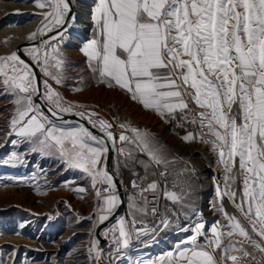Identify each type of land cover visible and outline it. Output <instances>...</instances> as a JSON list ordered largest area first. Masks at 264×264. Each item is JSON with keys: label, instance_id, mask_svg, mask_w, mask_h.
I'll return each instance as SVG.
<instances>
[{"label": "snow or ice", "instance_id": "snow-or-ice-1", "mask_svg": "<svg viewBox=\"0 0 264 264\" xmlns=\"http://www.w3.org/2000/svg\"><path fill=\"white\" fill-rule=\"evenodd\" d=\"M36 4L51 11L43 13V27L31 33L29 40L64 25L70 14L68 0H36ZM91 20L93 37L80 51L87 57L92 72L99 74V82L118 88L162 118L165 113L173 115L188 110L191 101L201 109L197 113L200 127L207 128V134L214 137L212 147L223 166L225 180V190L221 191L218 185L216 196L227 222L217 221L210 230H206L205 223L196 222L191 228L193 235L183 242L186 246L179 248L176 255L169 253L173 264H264V0H95ZM57 35L62 38V33ZM56 39L54 35L42 41L52 49L45 51L43 59L38 49L29 54L33 62L41 65L45 77L61 84L64 61L51 44ZM0 85L15 97L12 131L27 138L34 145L33 152H56L68 168L86 173L94 187L97 183L108 186L97 189L96 195L102 199L98 211L106 213L98 217L99 222L109 220L120 198L115 194L114 178L107 170L106 141L83 124L59 126L41 111V104L34 97L46 102L48 112L61 119L62 124L70 122L62 120L61 113L75 114L87 119L93 127L98 125L108 140L115 143L112 125L100 118L93 119L97 115L94 112H74L82 106L66 103L47 79L43 81L41 95L37 75L17 52L0 56ZM120 127L134 136L132 139L121 133L120 141L135 143L156 165L169 163L148 133L129 125ZM182 139L188 142L196 136L189 133ZM118 151L125 154L124 148ZM128 160H132L131 151L118 164L127 167ZM139 163L145 170L149 167L144 161ZM159 175L166 177L167 173ZM132 186L139 188L143 206L133 199L129 208L146 215L148 199L143 194L155 191L158 185L153 181L147 188H141L133 181ZM164 195L173 201L178 199L174 193L165 191ZM225 196L247 220V225L236 215L228 214L223 204ZM156 211L153 206L154 215ZM137 222L134 215L130 229L121 217L108 230L114 234L117 252L121 247H129L132 231L137 238L148 233L146 228H136ZM163 223L167 226V221ZM234 236L240 239L223 243L225 238ZM98 244L93 239L89 248L90 253L95 252L97 264L102 256ZM249 249L258 250L261 254L258 261L256 253Z\"/></svg>", "mask_w": 264, "mask_h": 264}, {"label": "rangeland", "instance_id": "rangeland-1", "mask_svg": "<svg viewBox=\"0 0 264 264\" xmlns=\"http://www.w3.org/2000/svg\"><path fill=\"white\" fill-rule=\"evenodd\" d=\"M75 1L88 4L91 11L95 4V0H72L73 6ZM1 2L23 4L28 9L26 11L13 9L4 13L5 18L0 22V28L21 25L32 19L41 20L43 27L45 23L43 13L51 11L48 7H38L36 0H0ZM2 11L5 10L0 5V12ZM93 28L92 22L89 37ZM46 32L48 31L45 30ZM78 37L83 38L78 32L64 31L62 38L57 35V39L51 41V44L58 49L59 58L64 61L62 68L64 79L61 84H56L49 77H45L40 71L41 65L34 62L42 78V94L43 81L47 79L66 103L82 106L75 108L74 112H94L97 115L93 119L100 118L110 123L112 125L110 131L115 138L112 157L115 164L124 161L129 151L132 157L141 153L135 143L119 140L121 133L134 139L130 130L120 127L122 124L148 133L154 145L162 149V154L169 163L156 165L149 161L147 170L141 173L133 172L130 178L136 174L151 178L159 170L167 173L166 180L169 185L172 180L177 182L178 186L170 191H173L178 199L171 202L168 200L170 209H173L178 216L175 219L177 225L168 226L166 233L171 232L176 226L186 229L183 232L177 230L176 235L165 241L166 243L164 242L159 250L154 251L155 254L160 255L165 252L159 264H173L167 252L176 250L178 246L179 248L186 246L182 241L193 234L191 228L196 222L205 223L206 230H210L217 221L220 224L227 222L225 219H218L219 216L216 215L217 209L220 208V201L216 196L217 186L219 185L221 191H224L225 180L223 166L218 163L217 151L212 147L211 141L214 137L207 134V128L200 127V117L197 113L201 109L191 101L190 104L196 114V126L199 127L200 133L196 134L189 130L196 139L185 142L181 137V133L185 131H179L177 136L174 133L170 134L169 129L163 127L162 120L155 115L154 110L143 109L139 103L132 101L118 88L98 84L92 79L89 65L80 52L81 45L89 39L81 40L77 45L73 44L72 40H80ZM13 39L14 37L11 36L0 38V56L15 52L10 49ZM33 49L39 50L41 59L45 51L52 52V49L43 43L27 47L25 53L31 60L29 53ZM50 63L54 62L50 61ZM50 70L55 71V69ZM14 99L15 97L7 94L0 85V264H87L80 261L86 257V255L82 256L83 253L89 254L91 241L82 243L81 239L84 236L81 235L83 227L87 226L90 216L94 214V209L99 208L101 198L97 197L96 190L102 185L97 183L94 187L86 173L68 168L56 152L49 154L33 152L34 145L27 138L17 136L12 131L11 119L16 112ZM59 126L77 127L79 124ZM13 140L17 143L13 144ZM203 140L208 144L207 146L201 148L200 145H196ZM120 148H124V155L119 153ZM145 156L149 160L148 156ZM211 167L216 169L213 171ZM210 176L213 178L209 184ZM127 183L122 185L125 187ZM78 188H84L85 191L79 192L76 190ZM211 197L215 199L211 200L208 206L207 199ZM225 198L231 202L227 196L223 199ZM193 209L202 211L196 219L189 217L193 215ZM221 214L224 217V214ZM241 217L243 218L242 215ZM244 221L248 223L247 220ZM227 230L223 229V231ZM208 235H211L210 231ZM20 237L25 240H19ZM229 239L240 238L236 236L226 238L225 245L229 243ZM200 240L203 242V238Z\"/></svg>", "mask_w": 264, "mask_h": 264}, {"label": "built area", "instance_id": "built-area-1", "mask_svg": "<svg viewBox=\"0 0 264 264\" xmlns=\"http://www.w3.org/2000/svg\"><path fill=\"white\" fill-rule=\"evenodd\" d=\"M165 115L167 116V119H173L175 121V124H177V126L181 128L182 131L191 130L196 134L200 133L199 127L196 126V123L193 124L191 122L192 120L195 121L197 120L196 114L191 104H189L188 110L186 111L183 112L176 111L173 115H168L167 113H165ZM160 172L163 171L157 170L151 178H147L145 175L142 174L133 175L129 179L127 185L125 187L123 186L124 204H125L124 210L120 212L119 215L116 218H114L111 222L107 223L104 227L101 228V230L99 231L100 239H98L96 235L93 234V239L99 241L98 250H101V246H110V254H102L99 264H104V257H108L111 255L112 252L117 251V245L113 242L114 234L108 230L111 229L114 225H116L117 220L119 218L123 217L128 227L131 229L133 216L135 215L138 221L135 227L148 229V233L146 235L139 236V238H137L136 232L132 231L131 232L132 238L130 240L129 246H140L141 241H149L150 237L152 236H162L164 235V228H168V226H174L175 224L177 225V220L175 221V219H177L178 216L173 211V209H170L171 207L170 205H168V198L165 197L164 193L165 191L168 192L171 189H173L175 186H178V184L176 181L172 180L171 184L169 185L168 181L166 180V177H161L159 175ZM144 177H146V179H142ZM133 181H135L138 185H140L141 188H147L148 184L153 181H155L158 185L155 191L150 190L143 194L148 199V208L146 215L143 213L134 212L132 209L129 208V204L132 202L133 199L141 207L143 206V200L139 195V188H134L132 186ZM101 185H102V189L108 187L106 184H101ZM115 194L117 195L116 190H115ZM101 204H102V199L101 202L99 203V207ZM153 206H155V208L157 209L155 215L152 212ZM101 213L102 212H99L97 208V214H92V216H90L92 220H98V225L100 223L98 217ZM191 215H189V217H191ZM163 221H167V226H165ZM105 233L107 234L105 235ZM115 235L116 236L119 235L118 231L115 233ZM119 251H121V255H125L127 254L128 249L120 248ZM252 251L256 253L257 261H258L261 254L256 249H252ZM162 258L163 256L158 257L157 264L160 263Z\"/></svg>", "mask_w": 264, "mask_h": 264}, {"label": "bare ground", "instance_id": "bare-ground-1", "mask_svg": "<svg viewBox=\"0 0 264 264\" xmlns=\"http://www.w3.org/2000/svg\"><path fill=\"white\" fill-rule=\"evenodd\" d=\"M0 5L5 10V11L0 12V22L4 21V18H5V16L3 15L4 13H7L13 9H16V10L18 9V11L19 10H21V11L25 10L26 11V9H28L23 4L12 3V2H3V3L1 2ZM74 7H75L74 8L75 11H74V14H73L70 22L68 23L67 27L60 33H63L64 31L65 32L71 31V32L80 33L83 37L82 39H81V37H78V39H80V40H78V41H76V39L72 40L73 44L77 45V43H80L81 40L84 41L85 39H89V31H90V27H91V23H92L91 15H90L91 7L86 3L85 4L81 3V2L79 3L77 1L74 2ZM73 17H75V19H73ZM41 27H42V21L39 19H32V20H29L28 22H26L24 24H21V25L4 26V27L0 28V38L1 37H9V36L14 37V39L11 41V44H10V49L12 51H14L15 47L21 41L28 39V37L31 33L36 32L37 29L41 28ZM37 36H41V34L38 33L36 35V37ZM56 36H57V34H56ZM48 39L49 38H47L46 40H48ZM161 122L163 124V127H166L169 129L170 134H172V132L170 131V128L172 126L175 127L176 129L182 131L181 128H179L177 126V124H175V121L173 119H167L166 115H165V119H163ZM97 127L99 128L98 125H97ZM112 144H113V142H112ZM201 148H203V147L201 146ZM211 169L214 171L216 168L211 167ZM217 171H218V169H217ZM218 172H220V171H218ZM212 178H213V176L209 177V179H208L209 184L211 183ZM99 189L102 190V186ZM212 196H214V195H212ZM214 199H215L214 197H211L210 199L208 198L207 199V203H208L207 205L210 206L211 203H209V202H211V200H214ZM97 208L94 209V214H97ZM212 211H213V209H212ZM212 215H214V214H212ZM86 224H87V226H85L84 229L82 230L81 236H84V238L81 239L82 243H86L87 241L93 240V234H95L96 227L98 226V220H92V218H91L90 221ZM180 231L183 232L184 229L180 230ZM20 238L21 239H19V240H25V239H22V237H20ZM168 238H169V236H152V237H150L149 241H141L140 246H129L128 248H126V249H128V252L125 255H121V251H119V252L114 251L111 253L110 256L104 257V264H157L158 257H162L165 252H162V254L160 255L159 253L155 254L154 251L159 250L161 248L162 244ZM187 238H185L182 241V243L184 241H186ZM201 243H203V242H201ZM177 248H179V246ZM177 248H176V250H177ZM121 249H125V248L121 247ZM176 250L175 249L170 250L167 252V254L169 255V253H172L173 255H176V252H175ZM101 251H102V254H110V246H101ZM85 255H86V257H83L81 259V261H80L81 263L87 262V264H97V261L95 258V252H91V253L89 252V254H84V253L82 254V256H85Z\"/></svg>", "mask_w": 264, "mask_h": 264}, {"label": "water", "instance_id": "water-1", "mask_svg": "<svg viewBox=\"0 0 264 264\" xmlns=\"http://www.w3.org/2000/svg\"><path fill=\"white\" fill-rule=\"evenodd\" d=\"M68 2L70 5V14L66 17V23L64 25L56 28L55 30H53L51 32L48 31L41 36H37L33 40L25 39V40L21 41L15 47V52H17V54L20 56L21 59H23L26 63L29 64L32 71L37 75L41 95H42V78L40 75V71H39L38 67L34 64V62L25 53V49L27 47L36 46V45L41 44L42 41L46 40L47 38H49L53 35H56L57 33L62 32L67 27L68 23L70 22L73 14H74L73 2H72V0H68ZM34 99H35L36 103L41 104V111H43L46 115H48L49 118L53 120V122H56L59 125H65V124H62L61 119H58L57 117L51 116V113L48 112V105L46 102H44L43 100H40V99H36L35 97H34ZM60 116L62 117V120L69 121L70 122L69 124H72V123H78L79 125L83 124L90 131H92V133L94 135H97V136L101 137L102 139H104L106 141V147H108V149H109V151L107 153V160H106L107 170L109 171V173L114 178V183L116 185L115 190L117 192V196L120 198V203H119V206L114 211V213L109 215V220H106L103 223H99V225L96 227L95 235L98 239H100L99 231L101 230V228L104 227L107 223L111 222L114 218H116L119 215V213L122 212L125 208L123 185H122L120 179L118 178V176L112 171V169L110 167V162H111V159L114 155V145L112 144V142L110 140H108L107 136L97 126L93 127V125L87 119H81L79 116H77L75 114L61 113ZM104 214H106V213H101L100 215H104Z\"/></svg>", "mask_w": 264, "mask_h": 264}, {"label": "trees", "instance_id": "trees-1", "mask_svg": "<svg viewBox=\"0 0 264 264\" xmlns=\"http://www.w3.org/2000/svg\"><path fill=\"white\" fill-rule=\"evenodd\" d=\"M175 135H178L179 132L174 131ZM125 160V159H124ZM139 161H144L145 163L149 164V160L147 157L142 153H137L132 157V160H128V165L125 167L124 163L115 164L114 160L112 159L110 162V167L112 171L119 177L120 181L123 184H126L132 175L133 172H144L145 167L139 163ZM117 165V167H116ZM240 185H237L239 187ZM223 204L225 210L228 212V214L236 215L240 218V220L247 225V223L244 221V219L241 217V215L238 213V211L231 205L230 201L228 199H223Z\"/></svg>", "mask_w": 264, "mask_h": 264}, {"label": "crops", "instance_id": "crops-1", "mask_svg": "<svg viewBox=\"0 0 264 264\" xmlns=\"http://www.w3.org/2000/svg\"><path fill=\"white\" fill-rule=\"evenodd\" d=\"M93 32H94V28H93V30L91 31V36L89 37V40L93 37ZM89 35H90V31H89ZM88 41V40H87ZM87 41L85 42V43H83L82 45H81V47H80V49L81 48H83V46L87 43ZM81 52V51H80ZM81 54L83 55V57H84V59H85V62L88 64V62H87V57H85L84 56V54L81 52ZM90 68V67H89ZM90 70H91V72H92V69L90 68ZM92 79L94 80V81H96L98 84H101V85H107V84H105V83H101V82H99V74L98 73H96V74H94L93 72H92ZM189 104H190V101H189ZM142 106V105H141ZM142 108L143 109H145L143 106H142ZM145 110H149V109H145ZM149 111H151V110H149ZM155 115H157L159 118H160V120H163V119H165V116L162 118L160 115H158L156 112H155ZM172 130H173V132H172ZM177 131V132H179L180 130H178V129H176L175 127H171L170 128V131L172 132V134L174 133V135H175V132L174 131ZM189 133H192V132H190V131H185V132H183V133H181V137H184V136H186V135H188ZM175 136H177V135H175ZM180 143L182 144V145H185V144H183L181 141H180ZM204 144V145H203ZM197 146H202L203 148H204V146H206V145H208V144H206V143H204V140H203V142H200V143H197L196 144ZM116 167H117V165H116ZM150 175H152V174H150ZM212 188V187H211ZM169 193H173V191H169ZM170 202L172 201L171 199H168ZM231 203V202H230ZM231 205H232V203H231ZM219 206H220V204H219ZM234 208H235V206L234 205H232ZM220 208H218L217 209V214L216 215H218L219 217H218V219H225L223 216H221L222 214V212L219 210ZM236 209V208H235ZM238 211V210H237ZM202 213V211H195V215H191V218H194V219H196V217H198L200 214ZM194 214V213H193ZM231 215H233V214H231ZM191 222V221H190ZM202 222V221H201ZM205 222V221H204ZM188 226V225H187ZM169 229V228H168ZM167 228H165L164 229V235H162V236H169V238L168 239H170L171 237H173L174 235H176L175 233H176V231L178 230V231H180V230H183V229H181L180 227H175V228H173V230H171V232H168V233H166V231L168 230ZM184 229H186V227L184 228ZM181 232V231H180ZM167 239V240H168ZM167 240H166V242H167ZM165 242V243H166ZM164 243V244H165ZM223 243H227V240H226V238H225V240L223 241Z\"/></svg>", "mask_w": 264, "mask_h": 264}]
</instances>
